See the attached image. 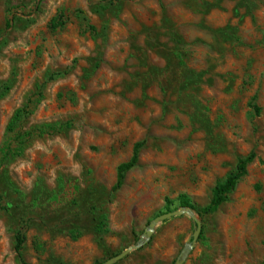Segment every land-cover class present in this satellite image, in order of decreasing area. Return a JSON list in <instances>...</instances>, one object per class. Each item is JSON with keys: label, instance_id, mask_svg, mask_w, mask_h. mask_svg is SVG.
Returning <instances> with one entry per match:
<instances>
[{"label": "rangeland", "instance_id": "rangeland-1", "mask_svg": "<svg viewBox=\"0 0 264 264\" xmlns=\"http://www.w3.org/2000/svg\"><path fill=\"white\" fill-rule=\"evenodd\" d=\"M174 211L183 264H264V0H0V264H174Z\"/></svg>", "mask_w": 264, "mask_h": 264}, {"label": "trees", "instance_id": "trees-1", "mask_svg": "<svg viewBox=\"0 0 264 264\" xmlns=\"http://www.w3.org/2000/svg\"><path fill=\"white\" fill-rule=\"evenodd\" d=\"M7 27H9V23H7ZM140 145H136L133 155L127 164H123L118 169V177H117V183L115 185V190H117L122 183L124 173L128 170L132 169L138 160V150ZM249 159L240 161L233 173H231L227 178L222 182L221 184H218L215 186L212 192V199L210 204L204 209L205 214H212L221 206L223 203L227 201V198L231 192L235 189L237 183L239 180L244 176L246 166L249 163ZM182 205L186 208L192 209V207L189 205L187 201H182ZM25 238L24 235L21 232H17L14 237V252L17 255V258L19 260H22V250L24 246Z\"/></svg>", "mask_w": 264, "mask_h": 264}, {"label": "water", "instance_id": "water-1", "mask_svg": "<svg viewBox=\"0 0 264 264\" xmlns=\"http://www.w3.org/2000/svg\"><path fill=\"white\" fill-rule=\"evenodd\" d=\"M183 213H186L190 216V218L192 219V221L195 224L196 230L193 233L192 239L190 240L191 242L183 249L179 259L176 260V262L174 264H183L185 259L189 255V253L192 251V249H193V247H194V245H195V243H196V241L200 235V232H201L202 225H201L200 221L197 220L196 217L191 215L190 212H188V211H174V212L163 214L161 216L156 217L149 224V230L146 232V238L149 239L153 233V230L155 229V227L159 223L164 222L170 218L177 217ZM140 246H141V244H138L133 248L127 249L124 252L120 253L119 255H116L115 257L110 258L104 264H115V263L121 261L122 259H124L130 252H132V250H137Z\"/></svg>", "mask_w": 264, "mask_h": 264}]
</instances>
